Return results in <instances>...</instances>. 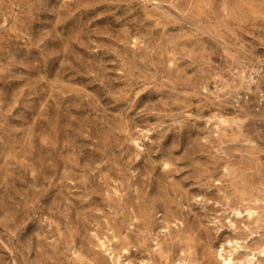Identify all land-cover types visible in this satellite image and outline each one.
<instances>
[{
    "label": "rangeland",
    "instance_id": "obj_1",
    "mask_svg": "<svg viewBox=\"0 0 264 264\" xmlns=\"http://www.w3.org/2000/svg\"><path fill=\"white\" fill-rule=\"evenodd\" d=\"M218 253L264 264V0H0V264Z\"/></svg>",
    "mask_w": 264,
    "mask_h": 264
},
{
    "label": "bare ground",
    "instance_id": "obj_2",
    "mask_svg": "<svg viewBox=\"0 0 264 264\" xmlns=\"http://www.w3.org/2000/svg\"><path fill=\"white\" fill-rule=\"evenodd\" d=\"M228 243H229V242H228ZM220 250H221V249H220ZM221 251H223V250H221ZM221 251H220V252H221ZM218 254H220V256L223 257L224 264H228L229 259L226 258L225 256H222L223 253H218ZM229 256H230V255H229ZM235 264H236V263H235Z\"/></svg>",
    "mask_w": 264,
    "mask_h": 264
}]
</instances>
